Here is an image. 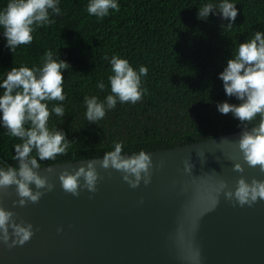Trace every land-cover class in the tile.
Segmentation results:
<instances>
[{"label":"trees","instance_id":"trees-1","mask_svg":"<svg viewBox=\"0 0 264 264\" xmlns=\"http://www.w3.org/2000/svg\"><path fill=\"white\" fill-rule=\"evenodd\" d=\"M10 0H0V12ZM223 0H116L119 11L109 10L103 18L89 15L90 0H58L60 12L49 10L54 23L34 25L33 41L15 52L8 47L5 29L0 26V95L3 80L13 67L40 68L46 53L64 60V101H48L49 110L62 106L65 116L51 113L50 130L63 131L70 142L66 155L39 161L41 166L104 156L123 144V153L172 147L204 140L242 128L231 113L221 114L217 105L227 101L219 74L234 57L239 44L264 33V0H229L235 4V21L222 17L219 10L199 19V8L219 5ZM231 27L228 26L229 23ZM222 25L224 27H222ZM126 59L138 72L148 69L141 87L142 99L121 103L95 123L86 118L85 97L101 102L111 93V58ZM103 82L104 90L97 85ZM260 117L247 123L258 124ZM28 127V125H25ZM23 140L12 137L0 113V156L18 168L15 145ZM37 157L36 150L31 153ZM0 168H7L0 159Z\"/></svg>","mask_w":264,"mask_h":264},{"label":"water","instance_id":"water-1","mask_svg":"<svg viewBox=\"0 0 264 264\" xmlns=\"http://www.w3.org/2000/svg\"><path fill=\"white\" fill-rule=\"evenodd\" d=\"M244 130L145 150L153 161L151 182L141 180L137 188L122 172L100 167L103 156L41 166L39 173L55 187L39 203H14L15 185L7 190L11 195L0 197L17 222L34 229L22 246L0 243V264H264V199L240 206L217 192L220 180L233 191L241 176L264 181V172L242 159L238 141ZM89 160L103 177L97 191L82 189L78 197L65 192L59 173ZM185 161L193 165L190 173ZM236 162L244 164L243 173L233 171Z\"/></svg>","mask_w":264,"mask_h":264},{"label":"clouds","instance_id":"clouds-1","mask_svg":"<svg viewBox=\"0 0 264 264\" xmlns=\"http://www.w3.org/2000/svg\"><path fill=\"white\" fill-rule=\"evenodd\" d=\"M50 9L53 13L60 12L58 0H10L6 9L0 12V26L5 29L7 45L13 53L18 46L32 43L34 25L54 23L49 18ZM110 9L119 11L116 0H90L87 5L89 15L99 18L107 16ZM216 9L223 18L235 21L237 9L229 0H223L219 5L205 4L199 8L197 16L199 19H207ZM231 24L230 22L228 26L231 27ZM111 65L113 75L108 79L112 94L103 102L95 96L85 97L86 118L89 122L102 120L108 110L115 108L117 99L121 103L134 104L142 99L146 91L141 87V78L148 73L146 67L141 66L137 72L128 60L117 56L111 58ZM69 67L66 61H57L48 52L42 67H13L3 80L4 92L0 95L2 121L9 134L20 138L23 143L15 145L14 158L19 162L18 168H0V197L4 194L11 195L7 190L15 185V194L19 199L14 203H18L20 207L28 203H39L46 192L53 191L55 185L49 181L48 175H41L38 171L41 168L39 161L55 160L57 156L66 155L70 146L63 131L50 130L48 127L51 113L64 117L65 109L54 106L50 111L47 106L48 101L62 102L66 99L62 70ZM219 76L226 95L235 96L241 103L237 105L225 101L218 104L217 109L224 115L231 113L239 120L240 125L245 126L238 141L242 159L248 167H259L264 172V33L257 31L254 38L240 43L234 57L228 59L227 66ZM97 87L104 90L105 85L99 82ZM257 116L260 117L258 126L247 130V123L254 121ZM33 149L36 150L38 159L31 155ZM122 153L123 144L116 143L113 151L104 154L100 167L122 172L123 180L132 188H137L141 180L145 185L149 184L153 164L151 155L143 150L134 156L126 157ZM192 167L190 162L185 161V172L190 173ZM47 171L51 173L52 169ZM233 171L243 173L244 164L236 162ZM102 178L95 160L81 164L74 171L65 169L59 173L62 189L76 197L82 189L95 193L97 182ZM30 185H34L36 191ZM217 192H223L229 200L234 197L240 206H252L258 199H264V181L253 178L249 183L241 176L233 191L224 180H220ZM15 217L13 211L0 205V243L9 249L24 245L34 235L30 222H17ZM57 231L61 232L63 229L58 228Z\"/></svg>","mask_w":264,"mask_h":264}]
</instances>
